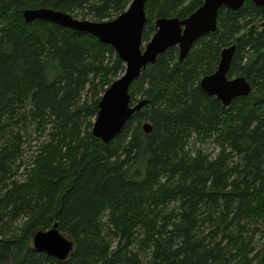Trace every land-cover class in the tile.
<instances>
[{"label":"trees","instance_id":"1","mask_svg":"<svg viewBox=\"0 0 264 264\" xmlns=\"http://www.w3.org/2000/svg\"><path fill=\"white\" fill-rule=\"evenodd\" d=\"M132 1L0 0V264H264V8H222L184 60L177 47L161 55L130 88L132 106L147 104L104 144L94 123L125 63L90 34L23 14L101 23ZM203 3L148 0L143 46L159 19ZM233 45L228 78L252 92L226 108L201 82ZM55 224L75 245L65 261L33 248Z\"/></svg>","mask_w":264,"mask_h":264},{"label":"water","instance_id":"2","mask_svg":"<svg viewBox=\"0 0 264 264\" xmlns=\"http://www.w3.org/2000/svg\"><path fill=\"white\" fill-rule=\"evenodd\" d=\"M247 0H204L203 6L189 18L159 19L156 34L143 46V36L147 25L146 4L148 0H133L128 10L111 21L101 23L79 20L70 14L48 8L28 9L24 11L25 20L30 23L44 20L60 27L90 34L101 43L113 47L119 58L126 65V72L108 88L99 104V112L93 127V135L104 144L111 143L124 129L134 114L147 104L142 101L131 105L130 88L150 65L169 49L177 47L180 59L184 60L196 43L204 36L213 34L218 29V16L222 8L239 11ZM264 8V0H252ZM236 45L225 48L216 73L203 78L202 89L221 101L228 108L232 102L252 92V86L241 77L229 79ZM144 131L150 134L149 124ZM33 248L59 261L67 260L74 252V242L63 235L58 224L51 230L38 231L32 240Z\"/></svg>","mask_w":264,"mask_h":264},{"label":"rangeland","instance_id":"3","mask_svg":"<svg viewBox=\"0 0 264 264\" xmlns=\"http://www.w3.org/2000/svg\"><path fill=\"white\" fill-rule=\"evenodd\" d=\"M78 19H79V20H84V19H82V17H79ZM86 20H88V19H86ZM89 20H90V19H89ZM155 34H156V33H155ZM153 37H154V36H153ZM153 37H152V38H153ZM144 47H146V46H144ZM256 241L259 242V241H260V238H257Z\"/></svg>","mask_w":264,"mask_h":264}]
</instances>
